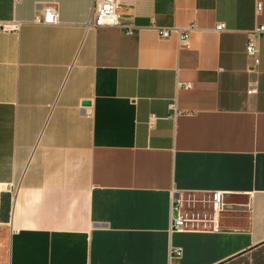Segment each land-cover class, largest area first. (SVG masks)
I'll return each instance as SVG.
<instances>
[{
    "label": "crops",
    "instance_id": "0c3cea01",
    "mask_svg": "<svg viewBox=\"0 0 264 264\" xmlns=\"http://www.w3.org/2000/svg\"><path fill=\"white\" fill-rule=\"evenodd\" d=\"M91 3L0 0V264H264V0H116L115 27Z\"/></svg>",
    "mask_w": 264,
    "mask_h": 264
},
{
    "label": "built area",
    "instance_id": "2783aa9c",
    "mask_svg": "<svg viewBox=\"0 0 264 264\" xmlns=\"http://www.w3.org/2000/svg\"><path fill=\"white\" fill-rule=\"evenodd\" d=\"M17 1V0H15ZM116 0H92L90 7L89 19L86 23L87 27H115L119 26L118 16L116 12ZM260 8L259 3L256 5V9ZM33 23L54 25L58 22V8L55 1L43 3L39 9H37L32 17ZM22 24L21 21L11 20L8 23H1L3 29H17ZM191 27V25H189ZM223 25L219 23L215 25V30H222ZM264 31L263 25H257L247 33L245 42V55L249 60V70L252 71L257 63V50L255 35H259ZM131 29H126L125 33L131 34ZM171 29L168 27H161L158 29L160 37L164 38L169 36ZM179 45L185 46L187 44V33H178ZM177 86L189 87L188 82L177 81ZM254 91L253 87L247 89V92ZM157 117L154 114H150L147 120L149 127L154 123ZM19 183L14 181L0 182V192H7L11 197L16 193ZM209 204L213 217H208L206 214L197 213L192 211H184L181 208V201L179 197H175L170 206V229L169 231H183L199 227V225H206L214 220L216 214L222 209L223 193L218 190H213L209 195ZM175 254H179V251H175Z\"/></svg>",
    "mask_w": 264,
    "mask_h": 264
},
{
    "label": "water",
    "instance_id": "95a60500",
    "mask_svg": "<svg viewBox=\"0 0 264 264\" xmlns=\"http://www.w3.org/2000/svg\"><path fill=\"white\" fill-rule=\"evenodd\" d=\"M81 104L82 105H87L88 104V101H83Z\"/></svg>",
    "mask_w": 264,
    "mask_h": 264
}]
</instances>
